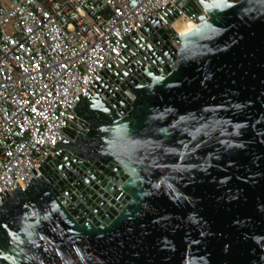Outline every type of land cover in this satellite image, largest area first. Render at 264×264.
Wrapping results in <instances>:
<instances>
[{
  "label": "water",
  "instance_id": "obj_1",
  "mask_svg": "<svg viewBox=\"0 0 264 264\" xmlns=\"http://www.w3.org/2000/svg\"><path fill=\"white\" fill-rule=\"evenodd\" d=\"M175 5L85 85L54 156L0 192V264H264V0ZM178 8L196 25L176 49Z\"/></svg>",
  "mask_w": 264,
  "mask_h": 264
},
{
  "label": "built area",
  "instance_id": "obj_2",
  "mask_svg": "<svg viewBox=\"0 0 264 264\" xmlns=\"http://www.w3.org/2000/svg\"><path fill=\"white\" fill-rule=\"evenodd\" d=\"M6 1L0 2V192L54 156L85 85L93 88L96 78L112 73L128 36L176 6V0ZM165 29L178 49L177 31L171 23Z\"/></svg>",
  "mask_w": 264,
  "mask_h": 264
},
{
  "label": "flooded vegetation",
  "instance_id": "obj_3",
  "mask_svg": "<svg viewBox=\"0 0 264 264\" xmlns=\"http://www.w3.org/2000/svg\"><path fill=\"white\" fill-rule=\"evenodd\" d=\"M259 97L258 98H260V96H261V94H259L258 95ZM247 103V102H246ZM254 105H255V103H253V104H251L250 106H249V108H247V107H245V109L248 111V112H250L251 113V111H252V109H253V107H254ZM264 109V103H261V109ZM255 114L257 115V117H259L260 119H261V122L263 123L264 122V114L262 113V110L260 111L259 109H255ZM255 117V116H254ZM228 118V116L227 117H225L224 119H227ZM224 119H223V121H222V123L224 124V123H226V121L224 122ZM256 119V118H255ZM213 123L214 124H219L220 123V121H219V118L217 117L216 118V120H214L213 121ZM253 123H254V121H253ZM234 124H235V122H232V123H230V128L231 127H233L234 126ZM200 136H202L201 134H199ZM196 138H198L199 139V137H196ZM232 143H233V147H238V148H240V149H242L243 148V146H245L244 145V141H243V139H236V140H234V141H232ZM225 145V147H227L228 145H227V143L226 144H224ZM229 152V151H228ZM212 158H215V156H212ZM217 158V160H219V158L218 157H216ZM200 161H202L206 166L208 165V162H207V160L203 157V158H201L200 159ZM226 205H227V203H226ZM228 207V206H227ZM82 256L83 257H81V256H77V257H81L82 259H84V256H88L89 254H92V255H94L92 252H94V251H89V250H86V249H84V248H82ZM77 254V253H76ZM72 264H78V262H76V263H72Z\"/></svg>",
  "mask_w": 264,
  "mask_h": 264
},
{
  "label": "bare ground",
  "instance_id": "obj_4",
  "mask_svg": "<svg viewBox=\"0 0 264 264\" xmlns=\"http://www.w3.org/2000/svg\"><path fill=\"white\" fill-rule=\"evenodd\" d=\"M195 25L192 19L183 16H179L171 22V27L177 31L178 35L192 29Z\"/></svg>",
  "mask_w": 264,
  "mask_h": 264
},
{
  "label": "rangeland",
  "instance_id": "obj_5",
  "mask_svg": "<svg viewBox=\"0 0 264 264\" xmlns=\"http://www.w3.org/2000/svg\"><path fill=\"white\" fill-rule=\"evenodd\" d=\"M1 2H3V3H6L7 1L6 0H0Z\"/></svg>",
  "mask_w": 264,
  "mask_h": 264
},
{
  "label": "crops",
  "instance_id": "obj_6",
  "mask_svg": "<svg viewBox=\"0 0 264 264\" xmlns=\"http://www.w3.org/2000/svg\"><path fill=\"white\" fill-rule=\"evenodd\" d=\"M1 2V1H0Z\"/></svg>",
  "mask_w": 264,
  "mask_h": 264
}]
</instances>
